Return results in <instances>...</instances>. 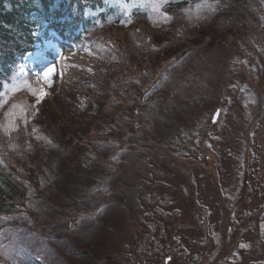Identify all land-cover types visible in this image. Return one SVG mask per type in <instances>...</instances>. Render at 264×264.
<instances>
[{
    "label": "rangeland",
    "instance_id": "obj_1",
    "mask_svg": "<svg viewBox=\"0 0 264 264\" xmlns=\"http://www.w3.org/2000/svg\"><path fill=\"white\" fill-rule=\"evenodd\" d=\"M56 11L86 35L38 31L0 92V264H264V0Z\"/></svg>",
    "mask_w": 264,
    "mask_h": 264
},
{
    "label": "trees",
    "instance_id": "obj_2",
    "mask_svg": "<svg viewBox=\"0 0 264 264\" xmlns=\"http://www.w3.org/2000/svg\"><path fill=\"white\" fill-rule=\"evenodd\" d=\"M51 2L52 0H0V92L12 76L15 61L33 51L37 43L38 31L46 33L52 29L60 38L68 41H74L86 35L88 22L63 23L54 20L53 16L58 15V12L53 14L47 12ZM60 6L56 7L61 8ZM176 6L181 7L182 4ZM52 130L60 137V130L56 126H53ZM23 158L26 179L30 183L33 182L36 188L39 180L38 173L31 162L26 161L25 156ZM10 168L13 173L16 171L14 167ZM22 196L24 193L21 185L15 183L13 178L0 168V214L11 212ZM220 205L221 210H224L225 204L221 203V199ZM211 246L214 248L213 243ZM220 261L223 260H218V264L223 263Z\"/></svg>",
    "mask_w": 264,
    "mask_h": 264
},
{
    "label": "snow or ice",
    "instance_id": "obj_3",
    "mask_svg": "<svg viewBox=\"0 0 264 264\" xmlns=\"http://www.w3.org/2000/svg\"><path fill=\"white\" fill-rule=\"evenodd\" d=\"M206 7H208L210 10H211V8H212L211 5H206ZM52 71H53L52 68H48V69L43 73V77H44L45 80H47V79L50 77ZM43 95H46V93L41 89V90H40V93H39V96L42 97Z\"/></svg>",
    "mask_w": 264,
    "mask_h": 264
},
{
    "label": "water",
    "instance_id": "obj_4",
    "mask_svg": "<svg viewBox=\"0 0 264 264\" xmlns=\"http://www.w3.org/2000/svg\"><path fill=\"white\" fill-rule=\"evenodd\" d=\"M218 113H219L218 110H216V111L214 112V114L212 115V118H211V122H215V121H216V119H217V117H218ZM169 259H170V257H167V258L165 259V263H166Z\"/></svg>",
    "mask_w": 264,
    "mask_h": 264
}]
</instances>
